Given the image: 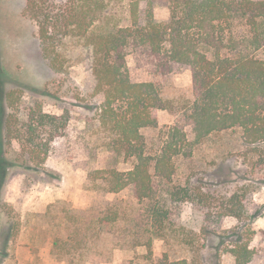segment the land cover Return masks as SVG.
Segmentation results:
<instances>
[{"label":"trees","instance_id":"16d2710c","mask_svg":"<svg viewBox=\"0 0 264 264\" xmlns=\"http://www.w3.org/2000/svg\"><path fill=\"white\" fill-rule=\"evenodd\" d=\"M127 1L121 16L109 8V0H25L24 12L36 23L42 57L55 72L64 71L65 41L75 39L85 49L92 94L101 98L97 123L105 131L102 147L108 154L104 166L88 169L87 178L105 192L127 191L138 201L147 200L154 235L161 237L174 226L170 208L181 202L206 207L203 220L213 221L210 194L172 181L173 159L181 154V146L187 145L182 154L188 157L211 133L237 129L251 170L264 172V0H163L168 8L165 21L153 15L155 0ZM129 51L136 52L154 75L165 77L178 66L188 67L191 98L176 107L161 96L156 83L132 81L126 65ZM158 109L176 120L159 150L147 154L141 131L157 127ZM67 122L66 113L39 109L27 115L22 150L31 163H45L50 144L65 134ZM40 131L45 138L38 137ZM20 136L6 127L9 143ZM128 159L130 166L118 167ZM6 162L0 148V189ZM243 198L237 191L226 195L218 213L240 220L246 212ZM55 207L49 204L35 218L51 231L50 253L58 261L71 263L76 248L80 254V249L91 247L90 238L124 235L112 227L119 217L116 209L106 207L82 221L70 213L74 208L57 212ZM18 232V221H12L9 236L13 239ZM182 232L191 245L194 238ZM226 251L233 264H247L252 253L246 240L235 241ZM197 260L163 259L157 264H199Z\"/></svg>","mask_w":264,"mask_h":264},{"label":"rangeland","instance_id":"374dc122","mask_svg":"<svg viewBox=\"0 0 264 264\" xmlns=\"http://www.w3.org/2000/svg\"><path fill=\"white\" fill-rule=\"evenodd\" d=\"M127 3L109 0V8L121 16ZM24 4L25 0H0V148L7 161L0 189V264H157L163 259L191 262L194 258L199 264H233L226 248L239 240L248 241L252 251L247 264H264V172L251 170L237 129L211 133L188 157L182 154L187 150L183 145L181 154L173 159L174 184L200 189L213 197L208 208L212 223L203 220L206 207L188 200L170 208L174 226L158 237L149 220L147 200L138 201L127 191L113 194L93 186L87 171L104 166L108 154L102 147L105 131L97 123L101 98L92 94L85 49L75 39L65 41L64 71L52 70L42 57L37 25L24 12ZM152 10L157 20L168 18L163 0H155ZM126 65L132 81L156 83L161 96L176 107L191 98L188 67L178 66L165 77L154 75L134 51L128 52ZM39 109L66 113L68 122L65 134L50 144L45 163L35 166L22 150L26 144L22 135L27 115ZM156 116L157 127L141 131L147 154L159 150L176 120L165 109L156 110ZM7 126L20 138H11L9 143L4 138ZM38 137L46 135L40 131ZM131 163L128 159L118 167ZM234 191L244 195L246 212L240 220L218 213L221 200ZM49 204L56 205L53 211L57 212L74 208L70 213L81 220L93 219L106 207L116 209L119 217L112 227L124 235L90 238L91 247L80 249V254L76 248L71 263L58 261L50 253L51 231L35 218ZM12 221L19 223L13 239L9 236ZM184 229L194 238L191 245Z\"/></svg>","mask_w":264,"mask_h":264}]
</instances>
